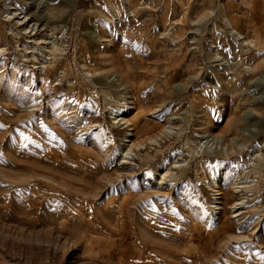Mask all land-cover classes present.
Segmentation results:
<instances>
[{
    "label": "rangeland",
    "instance_id": "374dc122",
    "mask_svg": "<svg viewBox=\"0 0 264 264\" xmlns=\"http://www.w3.org/2000/svg\"><path fill=\"white\" fill-rule=\"evenodd\" d=\"M0 264H264V0H0Z\"/></svg>",
    "mask_w": 264,
    "mask_h": 264
},
{
    "label": "bare ground",
    "instance_id": "6f19581e",
    "mask_svg": "<svg viewBox=\"0 0 264 264\" xmlns=\"http://www.w3.org/2000/svg\"><path fill=\"white\" fill-rule=\"evenodd\" d=\"M219 181V180H218ZM216 182V186H218L219 187V182ZM240 183V182H239ZM236 187V186H235ZM238 188V187H237ZM241 204H242V201H238V202H236V203H234V205H233V207L235 208V209H238V208H240L241 207Z\"/></svg>",
    "mask_w": 264,
    "mask_h": 264
}]
</instances>
